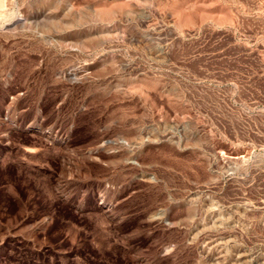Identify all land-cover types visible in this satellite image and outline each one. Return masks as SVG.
Segmentation results:
<instances>
[{
    "label": "rangeland",
    "instance_id": "rangeland-1",
    "mask_svg": "<svg viewBox=\"0 0 264 264\" xmlns=\"http://www.w3.org/2000/svg\"><path fill=\"white\" fill-rule=\"evenodd\" d=\"M0 4V264H264V0Z\"/></svg>",
    "mask_w": 264,
    "mask_h": 264
},
{
    "label": "bare ground",
    "instance_id": "bare-ground-1",
    "mask_svg": "<svg viewBox=\"0 0 264 264\" xmlns=\"http://www.w3.org/2000/svg\"><path fill=\"white\" fill-rule=\"evenodd\" d=\"M0 6H1V4H0ZM240 156V155H239ZM234 157V158H237V159H239L240 157ZM230 158H231V156H230ZM241 159V158H240ZM221 243V242H220ZM210 244V243H209ZM215 244V243H214ZM208 245V244H207ZM221 245V244H220ZM217 246V245H216ZM216 252H217V250H216ZM229 257V256H228ZM214 263L213 264H233V263H229L228 261H227V259L219 252V253H216V255L214 254ZM213 260V259H212ZM243 264H246V262H243Z\"/></svg>",
    "mask_w": 264,
    "mask_h": 264
}]
</instances>
